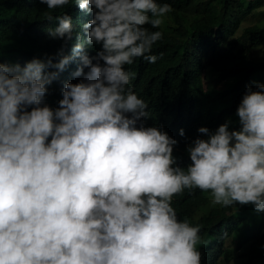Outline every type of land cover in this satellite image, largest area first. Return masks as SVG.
Listing matches in <instances>:
<instances>
[{
  "label": "clouds",
  "instance_id": "1",
  "mask_svg": "<svg viewBox=\"0 0 264 264\" xmlns=\"http://www.w3.org/2000/svg\"><path fill=\"white\" fill-rule=\"evenodd\" d=\"M37 1L53 12L47 35L62 47L57 62H0V264H202L200 227L172 206L186 189L210 192V213H264V83L247 87L238 128L231 119L198 128L182 167L144 79L162 56L154 29L173 22L171 5ZM225 245L219 264L235 254L241 264L243 249Z\"/></svg>",
  "mask_w": 264,
  "mask_h": 264
},
{
  "label": "trees",
  "instance_id": "2",
  "mask_svg": "<svg viewBox=\"0 0 264 264\" xmlns=\"http://www.w3.org/2000/svg\"><path fill=\"white\" fill-rule=\"evenodd\" d=\"M0 0V62L53 57L62 45L47 35L53 28L49 9L36 0ZM39 2V0L37 1ZM172 7L173 22L154 29L163 33L157 50L162 56L144 72L151 116L164 130L177 137L174 156L182 167L190 163L186 146L197 138L198 128L215 130L228 119L238 128L237 107L247 87L264 83V0H160ZM7 17H4V15ZM243 24H249L243 27ZM76 43V42H75ZM221 84L215 87L212 82ZM185 130L181 137L179 130ZM206 138V137H201ZM211 194L199 189L174 196L172 206L178 219L199 226L198 250L202 264L226 260V241L242 250L241 264H264V213L252 205L213 210L204 208ZM223 213L225 218H218ZM257 214L261 222L249 227ZM227 225L216 236L215 223ZM239 225H238V224ZM238 225V226H237ZM225 245V246H224ZM225 255V257H223Z\"/></svg>",
  "mask_w": 264,
  "mask_h": 264
},
{
  "label": "rangeland",
  "instance_id": "3",
  "mask_svg": "<svg viewBox=\"0 0 264 264\" xmlns=\"http://www.w3.org/2000/svg\"><path fill=\"white\" fill-rule=\"evenodd\" d=\"M260 11H264V7L262 9H260ZM259 14H261L262 16H264V12H260ZM248 25L249 24H243V27L248 26ZM212 84H214L215 87L221 85V84H218L217 82H214V81L212 82ZM204 209L207 210V207L204 208ZM253 220H255V221H252L251 224H250V221L246 222V223H248L249 227L253 226L256 223H260L261 222V214H257ZM237 259H238V255L235 254V258L230 263H228V264H237Z\"/></svg>",
  "mask_w": 264,
  "mask_h": 264
}]
</instances>
